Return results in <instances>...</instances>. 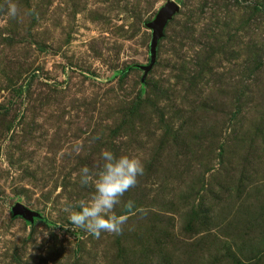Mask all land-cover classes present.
<instances>
[{"label": "rangeland", "instance_id": "1", "mask_svg": "<svg viewBox=\"0 0 264 264\" xmlns=\"http://www.w3.org/2000/svg\"><path fill=\"white\" fill-rule=\"evenodd\" d=\"M104 149L144 174L114 208L122 233L96 238L65 209L93 194L80 169ZM253 256L264 264V0H0V264Z\"/></svg>", "mask_w": 264, "mask_h": 264}, {"label": "clouds", "instance_id": "2", "mask_svg": "<svg viewBox=\"0 0 264 264\" xmlns=\"http://www.w3.org/2000/svg\"><path fill=\"white\" fill-rule=\"evenodd\" d=\"M7 14L15 18L18 8L15 3L7 4ZM144 174V164L136 156L117 157L110 150L101 152V160L93 169L85 166L80 169L81 184H91L93 194L88 199H80L69 211L68 220L75 228H82L99 238L102 232L121 234L123 225L129 220L127 213L117 215L114 208L120 204V198L137 184L139 176ZM125 208L129 211L145 212L143 208L134 209L131 200Z\"/></svg>", "mask_w": 264, "mask_h": 264}, {"label": "water", "instance_id": "3", "mask_svg": "<svg viewBox=\"0 0 264 264\" xmlns=\"http://www.w3.org/2000/svg\"><path fill=\"white\" fill-rule=\"evenodd\" d=\"M177 9V6L173 2L165 3L160 10L158 11L157 15L155 16L154 20H152L149 25L152 27V34L149 41V57L152 61L155 57L156 51V39L160 36L162 27L166 20L171 16V14ZM13 212L16 214L21 215L23 218H31V212L21 206L19 203H15L13 206Z\"/></svg>", "mask_w": 264, "mask_h": 264}, {"label": "trees", "instance_id": "4", "mask_svg": "<svg viewBox=\"0 0 264 264\" xmlns=\"http://www.w3.org/2000/svg\"><path fill=\"white\" fill-rule=\"evenodd\" d=\"M134 105H136V104H133V103H132V108H133ZM122 211H127V209H126V208H123ZM123 213H125V212H123ZM123 213H121V214H123ZM153 235L155 236V238H158L157 240H159V239L162 238V236H164V235H166V234L162 233V231H161V232L154 233ZM157 240H155V241H157ZM143 249H144V248H143ZM147 251H148V250L146 249V252H147ZM258 258L261 259V258L258 257V256H256V257L253 256V257L250 258V259H253L254 263L257 264L258 262H260V261L258 260ZM250 259H247V260H250ZM138 264H142V262H140V263H138ZM235 264H242V263H241V261H239V260H235Z\"/></svg>", "mask_w": 264, "mask_h": 264}]
</instances>
